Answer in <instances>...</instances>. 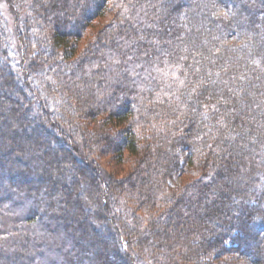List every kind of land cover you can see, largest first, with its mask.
Returning a JSON list of instances; mask_svg holds the SVG:
<instances>
[{"label": "trees", "instance_id": "obj_1", "mask_svg": "<svg viewBox=\"0 0 264 264\" xmlns=\"http://www.w3.org/2000/svg\"><path fill=\"white\" fill-rule=\"evenodd\" d=\"M4 2L0 264H264V0Z\"/></svg>", "mask_w": 264, "mask_h": 264}, {"label": "rangeland", "instance_id": "obj_2", "mask_svg": "<svg viewBox=\"0 0 264 264\" xmlns=\"http://www.w3.org/2000/svg\"><path fill=\"white\" fill-rule=\"evenodd\" d=\"M0 14H1V16H2V18L4 20V22H5L6 28L12 33V35L14 37L15 36L14 32H15L16 28L18 27V25L14 21V18L12 16L11 12L8 9V5H7V3L4 2V0H0ZM13 51H14V54H15L16 51L14 50V48H13ZM1 101L3 102L2 98L0 97V102ZM35 113L37 114V112H35ZM30 114L31 115H34V113H32V112H30ZM28 120H29V122H26L24 120H22V121H19V120H16L15 121V120H13L12 122H11V120L8 121V123H10L11 126L13 125V127H16L15 129L17 130V132L19 131V133L17 134L18 137H16L15 140L18 141V143H20V144H25L26 145V143H25L26 141L23 140V133L25 132V134H28L30 132L29 129L31 128V126H33V121H31L30 119H28ZM22 126H24V127L22 128ZM20 133H22V134H20ZM74 138H75V141L79 139V138H77V136H75ZM41 139L44 140V139H47V138H46V136H43L42 135L41 136ZM65 140H67L69 143H71V145L74 147L75 141H73V140L69 141L68 138L65 139ZM52 145H54V144H52ZM89 145H92V144L89 143ZM93 145H95V144H93ZM83 147H84V144H83ZM51 150L58 151L59 154H62V152H63L62 148H60L59 146H58V148H56V147L51 148ZM43 151H44V148H42L41 154L43 153ZM76 152H77V156L79 158H81L83 161H85V163L87 162V163L90 164V166L92 167V169H94V171H95V175L99 179L102 180L101 181L102 193H103L102 194V197L104 198V200L108 201V199H110L112 196L110 197L109 194H108V191H109L108 185L107 186L104 185V184H106L108 182L106 180V176L103 175V174L104 173H106V174H112L113 176L117 177V178H115L116 180H118V177H119V180H120L121 179L120 176H123L124 171L126 172V170H127V167L126 166H122V165H120V166L117 165L116 166L115 165V162H112L111 161V156H109V154H107L106 155V158H104L105 161H101V162L93 154L92 157H90V160L91 161L88 162L89 160L86 159V158L84 159V157L82 156V154H80L82 152H80V150H78V146H77ZM84 152H85V147H84ZM50 165H51L50 167H53L52 166L53 163H51ZM181 171H182V169H181ZM180 180H181V177L179 175H174V177H172L171 179H169L168 185H170V187L177 186L179 184ZM106 190H107V192H106ZM112 198L114 199V197H112ZM106 205L110 206L109 203L106 204ZM102 208H103V211H104V207H102ZM105 210H106V207H105ZM108 211H110L111 214H112V212L113 213L116 212V210L113 208V206L109 207V210ZM104 223H111V221L107 217V219H105V221L103 223H99L97 226H94V231L97 234H103L104 235V229H105L104 228ZM108 249H109V251H105L106 254H108L110 260L113 261L112 264H116L115 263V261H116L115 257L112 255V253L110 251V248H107L106 250H108ZM203 260H207L206 257H204Z\"/></svg>", "mask_w": 264, "mask_h": 264}, {"label": "snow or ice", "instance_id": "obj_3", "mask_svg": "<svg viewBox=\"0 0 264 264\" xmlns=\"http://www.w3.org/2000/svg\"><path fill=\"white\" fill-rule=\"evenodd\" d=\"M181 83H183V82H181Z\"/></svg>", "mask_w": 264, "mask_h": 264}]
</instances>
